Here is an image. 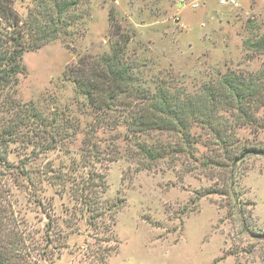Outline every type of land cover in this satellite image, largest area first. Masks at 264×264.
I'll use <instances>...</instances> for the list:
<instances>
[{"label":"rangeland","instance_id":"obj_1","mask_svg":"<svg viewBox=\"0 0 264 264\" xmlns=\"http://www.w3.org/2000/svg\"><path fill=\"white\" fill-rule=\"evenodd\" d=\"M230 1L13 0L30 50L2 124L13 135L0 138L1 260L264 264V155L201 168L228 165L226 149H264V0ZM81 58L126 71L111 109L66 77ZM228 80L262 89L248 113ZM153 104L173 108L183 131L161 127L179 119L142 125L136 113ZM186 137L199 138L198 162L172 161ZM144 143L169 156L150 166Z\"/></svg>","mask_w":264,"mask_h":264},{"label":"trees","instance_id":"obj_2","mask_svg":"<svg viewBox=\"0 0 264 264\" xmlns=\"http://www.w3.org/2000/svg\"><path fill=\"white\" fill-rule=\"evenodd\" d=\"M111 20H115L114 13L111 11ZM0 138L2 137H11L13 135L12 130H8L3 127L2 124H5L7 119L5 114L14 112L18 108V104L15 101L13 94L16 87L19 84L20 75L25 73V68L22 63L23 55L26 51L30 50L26 45V32L24 29L23 21L21 17L13 9V0H0ZM258 48H264V38L258 42ZM118 55H115L109 60L114 63L118 61ZM98 66V65H97ZM97 66L93 61H90L88 58H81L78 62L69 67L66 72V77L72 80L77 88L91 101L95 104L97 108L107 107L111 109L114 106V102L118 100L122 95L123 83L125 82L124 77L126 71L119 70L116 71H106L104 69L98 70ZM116 75V76H115ZM232 80H228L225 83L228 85V96L234 98L238 101V108L242 110V113H248L250 107L244 109V104L251 102V98L260 96L262 89L259 86H249V85H232ZM216 94H212L214 97ZM162 98L167 99L165 93H161ZM249 99V102H248ZM260 107H257L258 110ZM248 110V111H247ZM136 114H140L139 118L141 119V124L144 126L152 125L154 123H163L162 119H175L178 121L177 112L171 108L169 105L161 106L159 104L149 105L146 108H142ZM179 125L171 127L168 125L161 126L165 131L172 133L182 132L183 128L186 126V120L179 119ZM247 120V123H249ZM203 128H216L211 122H204ZM161 128V129H162ZM160 129V126H159ZM216 138L218 140L217 145H224L225 142L222 139V136L219 134L218 130L215 131ZM189 137L183 141L181 146H188L190 150L187 152L184 149H172L176 157L172 156L173 160H177L180 155L188 153L186 157L191 159L193 162H198V159L195 157L193 152V143H197L199 138H195L192 144L189 142ZM191 141V140H190ZM168 146L161 144V147L150 145L149 143H144L139 147V154H137L140 159L148 161L150 166L155 165L159 161L165 159L166 156H169L167 153ZM233 151L226 149L224 153L225 159L229 162L228 165L221 164L220 162L210 163L208 161L202 162L201 168H218V169H232L234 166H237L238 163L243 162L247 157L253 155H264V149L258 147H245L239 153H237L233 158L230 157L229 153ZM189 155V156H188ZM219 156V155H217ZM207 159V158H206ZM149 166V167H150ZM223 188H220L219 192H210L218 193L223 195ZM205 196V195H204ZM0 264H7L4 260L0 259Z\"/></svg>","mask_w":264,"mask_h":264},{"label":"built area","instance_id":"obj_3","mask_svg":"<svg viewBox=\"0 0 264 264\" xmlns=\"http://www.w3.org/2000/svg\"><path fill=\"white\" fill-rule=\"evenodd\" d=\"M227 2H232V3H234V1H230V0H223V3H227Z\"/></svg>","mask_w":264,"mask_h":264}]
</instances>
